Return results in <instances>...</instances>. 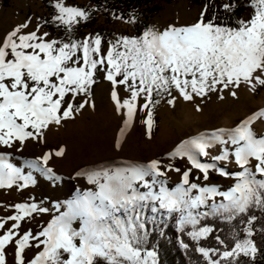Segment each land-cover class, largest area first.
<instances>
[{
    "label": "snow or ice",
    "instance_id": "obj_1",
    "mask_svg": "<svg viewBox=\"0 0 264 264\" xmlns=\"http://www.w3.org/2000/svg\"><path fill=\"white\" fill-rule=\"evenodd\" d=\"M50 7L48 17L28 16L0 34V195L62 182L55 161L65 145L19 163L13 154L47 146L53 129L94 112L100 80L119 121L117 152L137 116L144 138L153 139L162 104L175 111L182 101L200 113L213 97L264 90V0H220L192 23L109 39L99 32L77 38L95 6L50 0ZM124 22L135 23V15ZM69 178L78 183L66 200L0 201V264H159L169 221L197 264H256L264 255V223L257 227L264 221V106L231 126L187 135L159 156L77 166Z\"/></svg>",
    "mask_w": 264,
    "mask_h": 264
},
{
    "label": "rangeland",
    "instance_id": "obj_2",
    "mask_svg": "<svg viewBox=\"0 0 264 264\" xmlns=\"http://www.w3.org/2000/svg\"><path fill=\"white\" fill-rule=\"evenodd\" d=\"M67 3L80 7L95 6L98 9L95 16L92 15L89 21L94 24L85 29L84 32L78 31L77 34L82 33L83 35L102 28L109 39L119 34L135 35L137 33L136 28L143 23H145L146 28H163L170 23H192L198 17L202 7L209 4L210 0H67ZM51 11L50 0H0V34L10 30L14 25L24 22L28 16L42 18L49 16ZM113 13L122 15L124 19L121 21L114 20ZM130 14L135 15V23L124 22L130 18ZM53 35L56 34L53 32ZM108 88L107 82L100 80L93 88L95 111L84 112L75 121L67 123L58 130L53 129L48 135L47 147H56L59 144L66 146L65 158L59 166H66L69 176L73 174V170L77 166L95 163L96 165H105L108 164L109 160L113 161L111 158L119 161L123 159L147 160L159 156L179 140L178 137L180 136L177 135V129L172 126V121L178 116L183 118L187 116L189 104L182 101L177 102L175 111L170 110L164 104L157 108L155 112L156 125L151 141L144 138V129L139 116H137L134 127L130 130L122 150L115 151L113 142L118 131L119 121L113 115ZM213 99L215 98L213 97L207 102H211ZM40 147L30 145L23 155L25 156L30 152H34L35 155L39 154ZM108 166H115V164L112 162ZM176 180L177 176L173 173L171 182ZM214 182L222 185L229 183V181L220 178H216ZM19 195L20 198L13 201L9 197L3 196L1 200L14 202L22 200L26 196H35L37 201L40 199L48 200L44 193L35 188L29 189L28 193H19ZM47 218L49 217L44 219ZM43 222L44 220L39 221V223ZM37 226L36 222L31 224L33 229Z\"/></svg>",
    "mask_w": 264,
    "mask_h": 264
},
{
    "label": "bare ground",
    "instance_id": "obj_3",
    "mask_svg": "<svg viewBox=\"0 0 264 264\" xmlns=\"http://www.w3.org/2000/svg\"><path fill=\"white\" fill-rule=\"evenodd\" d=\"M258 106H264V90L255 95L241 92L240 98L238 100H232L230 97H226L224 101L213 99L211 102H207L202 106L203 111L200 113H196L192 105L189 104L187 116L184 118L180 116L176 117L172 121V126L177 129V135L179 134L180 137L178 138L180 140L187 135L195 134L205 129H211L218 126H231L238 118L243 117L244 115L248 114L250 110L256 109ZM49 147L41 146L39 148V152L41 151V148L47 150ZM52 148H54V146ZM34 155V152H30L25 156L14 153L12 159L13 161L19 163L25 158H32ZM64 158L65 156L55 161V168L57 172L63 177L62 182L59 185L50 186L47 182L41 180L37 186L34 187L36 190L44 193L47 199L54 197L59 201L66 200L71 197L74 188L77 186L78 182L69 178L70 176L68 175L66 166H59ZM111 159H113V161L109 160L108 164L113 162L115 165H117L120 162L118 159ZM104 161H106V159H104ZM108 164H105V166H108ZM53 187L55 190H53ZM2 196L9 197L12 199V201L20 198V195L15 192H12L8 195H0V201H2ZM53 202H56V200L54 199Z\"/></svg>",
    "mask_w": 264,
    "mask_h": 264
},
{
    "label": "trees",
    "instance_id": "obj_4",
    "mask_svg": "<svg viewBox=\"0 0 264 264\" xmlns=\"http://www.w3.org/2000/svg\"><path fill=\"white\" fill-rule=\"evenodd\" d=\"M106 1H109V0H106ZM219 2L220 0H210L209 5L214 4V3H219ZM241 3L243 4L244 0H241ZM243 11H245V9L241 7L239 12H243ZM211 15L212 13L210 11L207 14L208 18H211ZM93 16H95V13L93 14ZM45 17H48V16H45ZM93 24L94 23H91V22L82 24L79 27L78 31L84 32L85 29L89 28ZM136 29H137V33L135 35L141 33L143 30L146 29L145 23H143L140 27H137ZM53 32L55 33V31ZM95 32H99L103 34L105 36V39H108V35L106 34L105 30H103L102 28L96 29ZM80 35H82V33L77 34V38H79ZM257 215H259V213H257ZM262 223H264V221L259 222L257 224V227H260ZM163 227L167 229V236L165 237L164 241L160 244V247H159V264H197V262L200 259L198 254H196L194 251L186 254L182 249L179 248V245L176 243L174 235H173V231L175 227L174 224L171 221H169L168 224L164 225ZM256 239H257V243L260 244L261 239L259 235L256 237ZM256 264H264V255L257 256Z\"/></svg>",
    "mask_w": 264,
    "mask_h": 264
}]
</instances>
